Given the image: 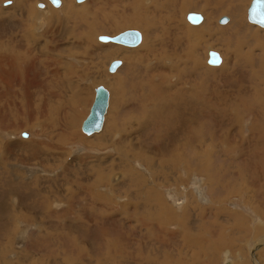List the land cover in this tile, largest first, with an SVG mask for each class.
<instances>
[{
    "label": "rangeland",
    "instance_id": "374dc122",
    "mask_svg": "<svg viewBox=\"0 0 264 264\" xmlns=\"http://www.w3.org/2000/svg\"><path fill=\"white\" fill-rule=\"evenodd\" d=\"M38 1L50 10L43 12ZM61 1L56 7L49 0H0V199L13 202L9 210L16 215L9 227V210L0 213V250L2 242L8 245L5 254L15 264H223L235 253L230 243L238 242L252 260L245 239L254 234V240L264 238V223L253 224L251 216L218 199L216 191L224 188L215 189L216 170L211 172L209 158L220 154V143L237 142L232 159L223 155L218 165L229 162L241 171L243 146L248 147L243 158L248 162L257 144L258 152H264V28L247 20L250 0H193L197 5L186 9L184 0ZM189 12L201 13L203 22L191 24ZM224 15L230 18L227 24L219 22ZM228 27L232 32H226ZM127 29L142 33L139 46L99 39ZM209 49L222 53L224 63L208 67ZM227 54V62L236 66V80L231 85L224 77L225 89L220 90L213 72L224 68ZM115 59L123 63L109 72ZM209 73L213 78L203 81ZM98 85L110 91V104L102 131L87 135L81 126ZM229 88L237 92L230 95ZM224 119L222 125L230 126L201 154L175 145L209 132L212 139ZM246 121L253 123L246 126ZM143 146L167 152L151 154ZM258 155L260 163L264 156ZM4 173L24 177L15 183L3 179ZM206 175H211L206 180L212 204L201 201L198 179ZM252 178L264 183L262 173L253 172ZM97 188L104 197L98 193L96 201L90 191ZM156 190L158 198L152 196ZM245 194L253 214L264 222L256 190L237 191L230 204L245 205L239 201ZM180 195L185 201L176 205L182 201L173 199ZM217 201L221 206L214 207ZM110 203L113 214L121 207L122 215L137 220L150 206L158 216L156 208L172 216L163 229L160 216L154 218L152 233L135 220L127 234L117 230L109 235L108 229L116 226L102 213L108 215ZM4 227L9 233L15 230L14 236L4 237ZM106 242L115 245L111 257L98 250ZM259 257L264 264V248Z\"/></svg>",
    "mask_w": 264,
    "mask_h": 264
},
{
    "label": "crops",
    "instance_id": "0c3cea01",
    "mask_svg": "<svg viewBox=\"0 0 264 264\" xmlns=\"http://www.w3.org/2000/svg\"><path fill=\"white\" fill-rule=\"evenodd\" d=\"M229 28H231V27H228L226 32H232L231 29H229ZM244 47H246V45ZM227 60H228V54H227L226 64H225L224 68L223 67L219 68L217 71L213 72L215 83L219 84V86L217 85V88L219 87L220 90L225 89L223 87L224 77H225V81H227L231 85L235 84V80H236V74H237L236 66H235V64L229 63V61L227 62ZM207 66H209V64ZM215 68H218V67H215ZM251 70H253V69L251 68ZM213 75L211 73H209L208 75H204L202 80L204 81L208 76L212 77ZM228 90L230 92V95H233L235 92H237V90L235 88H229ZM244 120H246V119H244ZM225 121H226V119L217 123V129L220 130V133L217 134V133L213 132L212 133V139L209 138V133H210L209 132V133H203V136L201 134V137H199V139L186 138V139H184V141L177 142L175 145L179 146L182 143V145H184V146H189L187 150L190 151L192 154H196V155L201 154V152L204 148H206L207 146L212 144L211 140H213V139L218 140V141L220 140L221 132L225 128L230 126V124L222 125V122H225ZM247 130L248 129L246 128V131H245L246 133L244 134L245 136L248 135V133H249V130L248 131ZM263 134H264V132H263ZM137 145H141V144L138 143ZM160 146L162 147V145H160ZM237 146H238L237 142H233L231 140L225 141L224 143L219 144V148H220L219 153L220 154L214 153L213 155H209L210 160L212 159V171L211 172L216 170V172H215L216 174L212 173L213 183H215V189L218 187L224 188V189H220V190H222L220 193L216 191V193H218L216 196L219 197L218 199L220 201L224 200V203L226 205H228V203H229V205H232V204H230V202H232V200L234 199V195L237 191H241V192H243L244 190L249 191V188H250V191H252V192L254 190H256V192H257L256 196L258 198L257 201L264 206V196L261 195V192H260L261 190H264L263 189L264 183L259 184L258 181L254 180L252 178L253 172L256 174L262 173V177L264 178V160L261 162V164L257 163V161L259 159L258 154H262L264 156L263 153L258 152V144L256 146V149L254 150L255 153H253L252 156L249 158V162L247 161V159H243V158L248 157V147L243 146V148H244L243 154L244 155L242 157H240L242 159L240 160V163H239V165L242 168L241 171H236L235 169H233V165L229 164V162L228 163L226 162L222 167H220L218 165V162L223 161V155L225 158L229 156L232 159V154L236 152ZM141 147L142 146H140V148ZM262 148L264 149V142L262 143ZM134 149H135V151H138L136 148H134ZM143 149H148L151 154L153 152H159L161 155V153L167 152L165 150H159L160 149L159 146L158 147H152L151 146L150 149L143 146ZM133 153H136V152L133 151ZM220 155H221V157H220ZM199 165L201 166L200 163H199ZM252 169H253V171H252ZM225 171H231L235 174H228ZM199 176H201V175H199ZM206 179L211 180V175H206L204 177H201V180L199 179L200 188H201L200 189L201 196L202 195L205 196V197L204 196L201 197V199H202L201 201H203V198H204L206 201L208 200L209 204H212L211 196L209 197V195H208V192H210V187L208 188V184H207ZM253 182H255V183H253ZM260 186L263 188L261 189ZM246 197H247V194H245V196L242 195L241 198L239 199V201L242 204H245L246 206H248L249 204L245 201ZM184 199H185V197H184ZM2 200H4V199H2ZM6 200H4V201L8 202ZM124 200H125V196H124ZM9 203H12V202H9ZM219 205L221 206V204H219L218 201L216 202V204H213L214 207H218ZM207 206H209V205L203 204V207H207ZM113 208L114 207H112V210L108 212V215H106L105 213H102V217L108 216V218H110L111 221H113V224L116 226L114 228H109L111 231L108 229L109 230L108 233H109V235H111V234L115 233L117 230H119L118 234L125 235L127 232L126 230L129 227V225L133 224L132 221H135L138 218H136V216L134 218V216L132 214L126 215L123 213V215H122L120 213V211L122 210L121 207H119V209H117V211L119 213L116 212L113 214ZM91 209H93V207H91ZM5 213H7V212H5ZM110 214H112L113 217H110L109 216ZM147 216L148 215H145L144 216L145 218L143 217L142 219H148ZM13 218H16V216L8 217V220H12ZM148 220H150V219H148ZM125 222H127V223L124 224ZM129 222H132V223H129ZM110 232H111V234H110Z\"/></svg>",
    "mask_w": 264,
    "mask_h": 264
},
{
    "label": "bare ground",
    "instance_id": "6f19581e",
    "mask_svg": "<svg viewBox=\"0 0 264 264\" xmlns=\"http://www.w3.org/2000/svg\"><path fill=\"white\" fill-rule=\"evenodd\" d=\"M51 3H52V1L51 0H49ZM61 1V0H60ZM77 1V0H76ZM39 2H42V1H38L37 3H36V5H37V7L38 8H40L39 6H38V3ZM142 2V1H141ZM43 3L46 5V7L45 8H40V9H44V10H46V9H48V10H50V8H49V4L48 3H45V1H43ZM183 5H181V7L182 8H187V7H191V6H195V5H197V4H195L194 2H193V0H184L183 1ZM250 3H251V0H250ZM61 4H62V1H61ZM60 4V5H61ZM52 5H54L53 3H52ZM59 5V6H60ZM142 5V4H141ZM250 5V4H249ZM55 6V5H54ZM59 6H56V7H59ZM249 7V6H248ZM138 8V7H137ZM192 8V7H191ZM248 9V8H247ZM48 10H46V11H43V12H48ZM141 10V9H140ZM136 11H137V9H136ZM182 11V10H181ZM134 13V12H133ZM139 13V12H138ZM138 13H137V15H138ZM147 13V12H146ZM189 13H197V12H189ZM189 13H187L186 14V19L188 20V18H187V16H188V14ZM199 14H201V13H199ZM232 14V13H231ZM202 15V14H201ZM222 17V16H221ZM220 17V18H221ZM236 17V16H235ZM202 22H203V20H204V16L202 15ZM219 18V19H220ZM239 20H241V19H239ZM247 20H248V18H247ZM140 21V20H139ZM189 21V20H188ZM190 22V21H189ZM201 22V23H202ZM238 22V21H237ZM191 23V22H190ZM235 23V22H234ZM192 24V23H191ZM200 24V23H199ZM237 24H239V22L237 23ZM195 25V24H194ZM197 25V24H196ZM195 25V26H196ZM232 25V24H231ZM251 25V24H250ZM233 26V25H232ZM249 27V26H248ZM242 28V27H241ZM240 28V29H241ZM114 36V35H113ZM212 48V47H211ZM212 49H209L208 50V52H207V56H208V58H209V52L211 51ZM215 51V50H214ZM217 52H219V51H217ZM221 54V53H220ZM221 56H222V54H221ZM262 56V55H261ZM264 56V55H263ZM223 57V56H222ZM208 58H207V60H208ZM198 61V60H197ZM224 63V62H223ZM262 63H263V66H264V61H262ZM195 65V64H194ZM196 66V65H195ZM210 66V65H209ZM208 66V67H209ZM259 66V65H258ZM221 68V67H220ZM108 70H109V68H108ZM208 71V70H207ZM110 72V71H109ZM261 73V72H260ZM264 74V73H263ZM94 97H95V95H94ZM82 102H83V98H82ZM260 103V102H259ZM70 104V103H69ZM74 104V102L71 104V105H73ZM263 107V106H262ZM253 108V107H252ZM245 109V108H244ZM243 109V110H244ZM251 109V108H250ZM245 110H247V109H245ZM254 110H256V109H254ZM253 110V111H254ZM90 111V110H89ZM89 113V112H88ZM88 115V114H87ZM252 115V114H251ZM254 116V115H253ZM87 117V116H86ZM233 117H235V116H233ZM235 119V118H234ZM254 119V118H253ZM247 120V119H246ZM84 121V120H83ZM68 125H70V126H74L73 125V120L71 119V120H69L68 119ZM232 122H235L234 120L232 121ZM247 123H249V121H246ZM245 123V122H244ZM251 123H253V122H251L250 121V123L249 124H246V126H250V124ZM256 123H257V121H256ZM237 124V123H236ZM257 125V124H256ZM237 127V126H236ZM240 127V125L238 126V128ZM234 128V127H233ZM237 128V129H238ZM81 130H82V126H81ZM237 131V130H236ZM242 131V130H241ZM248 131V130H247ZM256 131V130H255ZM260 132V131H259ZM264 132V131H263ZM246 133V132H245ZM22 135V134H21ZM241 135H242V133H241ZM240 136V135H239ZM247 136V135H246ZM248 137V136H247ZM263 154H264V152H263ZM0 163H2V161H0ZM145 164V163H144ZM260 164H261V162H260ZM2 167V166H1ZM262 168V167H261ZM30 171V170H29ZM32 171V170H31ZM37 171H39V170H37ZM28 172V171H27ZM216 172V171H215ZM5 175H4V177H3V179H5V180H8L9 178H11L12 179V182H15L16 181V179H19V178H21V180L23 179V174L22 173H19V174H17L15 177H12L10 174H7V173H4ZM32 174V173H31ZM216 174V173H215ZM28 175V174H27ZM26 175V176H27ZM34 175V174H33ZM102 176V175H101ZM136 176V175H135ZM33 177V176H32ZM28 178V177H27ZM99 178V177H98ZM201 178V177H200ZM15 179V180H14ZM31 179V178H30ZM20 180V181H21ZM137 180V179H136ZM140 180H142V178L140 179ZM199 180V179H198ZM201 180V179H200ZM18 181V180H17ZM30 181V180H29ZM138 181V180H137ZM16 183V182H15ZM18 183V182H17ZM20 183V182H19ZM199 183V182H198ZM30 186V185H29ZM38 186V185H37ZM108 185H105V187H107ZM24 187V186H23ZM108 187H111V185L110 186H108ZM112 188V187H111ZM98 190H96V191H94L93 189H92V191H90L91 192V195H92V198H93V200H96V196L98 195V193H99V195L101 196V197H104V195H103V192H101L100 190H99V188H97ZM113 189V188H112ZM151 189H153V188H151ZM201 189V188H200ZM12 190H15L14 188L12 189ZM203 190V189H202ZM3 191V190H2ZM73 191V190H72ZM153 191V190H152ZM16 192H18V191H16ZM27 192V191H26ZM42 193V192H41ZM54 193V192H53ZM11 194H13V191H11ZM149 194V193H148ZM180 194V193H179ZM9 195V194H8ZM110 195V194H109ZM149 195H152V194H149ZM176 195H178V194H176ZM123 196V195H122ZM152 196H154V197H156V198H158V197H160L161 196V194L156 190V192H155V194H153ZM181 197H176L175 196V199H173V203H175V202H177V201H179V200H181L182 202H179L178 204H176V205H180L181 203H183L184 201H185V199H184V197L182 196V195H180ZM204 195H202L201 197H203ZM17 197V196H16ZM70 197V196H69ZM205 197V196H204ZM72 198V197H71ZM174 198V197H173ZM3 199L4 200H6V197L4 198V196H3ZM13 199V198H12ZM16 199V198H15ZM73 199V198H72ZM101 199H106V197L105 198H101ZM182 199H184V200H182ZM204 199V198H203ZM209 199V198H208ZM4 200H2V199H0V212L2 213V212H4L5 211V209H6V211H8L9 209H10V207H11V204L9 203V202H5ZM202 200V199H201ZM45 201V200H44ZM97 201V200H96ZM101 201V200H100ZM106 201V200H105ZM208 201V200H207ZM15 202V201H14ZM111 202V201H110ZM162 202V203H161ZM203 202V201H202ZM49 203H51L52 204V202H51V199L49 200ZM106 203V202H105ZM14 203L12 202V205H13ZM112 203H110V205H111ZM160 204H161V208L164 210V211H168L167 210V208H166V204H165V202H163V201H160ZM18 205V204H17ZM232 205H234L235 206V208H236V210L237 211H241L245 216H251V218L254 220V221H258V222H254L253 221V224L254 223H264L263 222V219L261 220L260 219V217H256L253 213H254V211L249 207V206H245V205H241V204H238V203H233ZM62 206V205H61ZM106 206V205H105ZM108 207H113L112 205L111 206H108ZM168 207V206H167ZM161 208H156V211L157 212H160L159 213V216H160V220H159V223L158 224H160L161 226H162V229L164 228L163 227V225L164 224H167V222H169L170 221V218H171V216H172V214L170 213V215L169 214H163L161 211H162V209ZM169 208V207H168ZM180 208V207H179ZM13 209H15V208H13ZM100 209V208H99ZM92 210H94V209H92ZM15 211V210H14ZM13 211V212H14ZM101 212H102V210H101ZM8 213V212H7ZM20 213V212H19ZM32 214V213H31ZM101 214V213H100ZM146 215H148L147 217H148V219H150V220H148V219H139V220H137L136 221V225H137V223H140V224H142L143 225V228H145L146 230H147V232L149 233H152L153 232V230H154V227H155V224H153V219L154 218H157V217H159L157 214H156V212H153L152 211V207L150 206V208L148 209V211H147V214ZM166 216L165 218H161L162 216ZM11 216H16L15 214H11V210H9V214H7V219H8V217H11ZM47 216H49V215H47ZM20 217V216H19ZM44 217L46 218V216L44 215ZM43 217V218H44ZM244 217V216H243ZM145 218V217H144ZM16 220H15V218H13L12 220H8V222H9V227H10V225L13 223V222H15ZM29 222V221H28ZM246 222V221H245ZM26 223V222H25ZM24 224V223H23ZM20 225V224H19ZM27 225V224H26ZM39 225V224H38ZM59 225V224H58ZM239 225V224H238ZM247 225V224H246ZM247 226H249V225H247ZM247 226H245V227H247ZM251 226V225H250ZM252 226H254V225H252ZM256 226V228L255 229H257L258 227H257V225H255ZM9 227L8 228H6V227H4V230H3V235H4V237H6V236H8V238L9 237H12V236H14V234H15V230L14 231H12V232H10L9 233ZM18 228V227H17ZM161 228V227H160ZM260 228V227H259ZM48 229V228H47ZM97 229V228H96ZM129 229V228H128ZM254 229V231L256 232V230ZM19 230V229H18ZM110 230V229H109ZM108 230V231H109ZM20 231V230H19ZM18 231V232H19ZM111 231V230H110ZM232 231H235V229H234V226L232 227ZM250 231V230H249ZM154 232H156V231H154ZM246 232V231H245ZM244 232V233H245ZM128 233V232H127ZM126 233V234H127ZM249 233V232H248ZM18 234H20V233H18ZM110 234H111V232H110ZM228 234V233H227ZM253 234V233H252ZM10 235V236H9ZM152 235V234H151ZM251 235V234H250ZM249 235V236H250ZM255 236L257 235V234H254ZM253 235V236H254ZM264 235V234H263ZM23 236V235H22ZM53 236V235H52ZM253 236H250L249 238L248 237H246V238H248V240L247 239H245V248L246 249H248V253L249 252H251V256H252V260L250 259L249 260V255L247 256L246 254H245V252L243 251V247L240 245V243H238V242H236V243H234L232 246H231V243H230V245H229V247L233 250V251H235V253L234 254H231V255H227L225 258H224V261L225 260H228L229 262H230V264H252L253 263V261H254V263H256V264H259L260 263V261H259V256L262 254V249L264 248V243H261V242H263L262 240H264V238H260V237H258V238H260V239H256V240H254V239H252L253 238ZM150 237V236H149ZM24 238H25V236H24ZM226 239L225 237H221L220 239L221 240H223V239ZM251 238V239H250ZM10 239V238H9ZM22 239V238H21ZM110 239V238H109ZM166 239V238H165ZM7 241V240H6ZM12 241H13V239H12ZM105 241H107V240H105ZM167 241V239L165 240V242ZM259 242V243H258ZM3 243V242H2ZM1 243V248H3L2 250H0V264H15V263H13L12 261V258L11 257H9V255H6L5 253L8 251L9 252V248H8V245H6L5 243L4 244H2ZM8 243H9V241H8ZM112 242H109V243H105V245H104V248H103V250H101V247H99V249L98 250H100L101 252L100 253H103V255H104V257H105V253H106V250H107V252L109 253V256L111 257V251H110V249H113L114 248V250L116 249L115 248V245H113V244H111ZM156 243V242H155ZM44 244V243H43ZM73 244L77 247V244L75 243V241H73ZM202 244V243H201ZM260 244H263L262 246L260 245ZM10 246V245H9ZM219 246H221V247H223L224 245H223V242L221 241V244L219 245ZM117 247V246H116ZM78 248L79 249H82V248H80L79 246H78ZM77 248V249H78ZM216 248V247H215ZM217 248H218V245H217ZM84 249V248H83ZM118 249V248H117ZM200 249V248H199ZM119 250V249H118ZM103 251V252H102ZM151 251V250H150ZM7 252V253H8ZM81 253H82V251H80ZM213 253V252H212ZM26 254V253H25ZM35 254V253H34ZM250 254V253H249ZM18 256V255H17ZM107 257V256H106ZM72 259V258H71ZM112 261V260H111ZM147 261H149V262H154L155 260L154 259H152V258H148L147 259ZM157 262V261H156ZM212 261L210 260L209 261V263H211ZM205 263V262H204ZM225 263V262H224ZM223 263V264H224ZM253 263V264H254ZM72 264V263H71ZM172 264H174V263H172ZM214 264V263H213ZM222 264V263H221Z\"/></svg>",
    "mask_w": 264,
    "mask_h": 264
},
{
    "label": "water",
    "instance_id": "95a60500",
    "mask_svg": "<svg viewBox=\"0 0 264 264\" xmlns=\"http://www.w3.org/2000/svg\"><path fill=\"white\" fill-rule=\"evenodd\" d=\"M55 6H59L61 1L51 0ZM85 0H77V2H83ZM10 1L5 2V5ZM40 8H45L46 5L43 2H39ZM188 20L192 24H199L202 22V15L199 13H189L187 16ZM248 21L254 25L264 28V0H251V3L247 9ZM228 16H222L219 19L221 24H227L229 21ZM99 39L103 42H113L128 47L139 46L142 42V33L136 29H127L114 36L100 35ZM215 61V62H214ZM223 62V57L217 51L211 50L209 52V58L207 63L211 66H220ZM121 59L113 60L109 65L110 72H116V70L122 65ZM110 104V91L104 85H98L95 88V97L91 105L90 111L87 117L82 123V131L87 135H92L102 131L105 122V116ZM23 137H29V133L22 132ZM224 264H230L226 261Z\"/></svg>",
    "mask_w": 264,
    "mask_h": 264
},
{
    "label": "snow or ice",
    "instance_id": "6c2138e0",
    "mask_svg": "<svg viewBox=\"0 0 264 264\" xmlns=\"http://www.w3.org/2000/svg\"><path fill=\"white\" fill-rule=\"evenodd\" d=\"M56 2H58V0H56ZM215 62V61H214Z\"/></svg>",
    "mask_w": 264,
    "mask_h": 264
}]
</instances>
